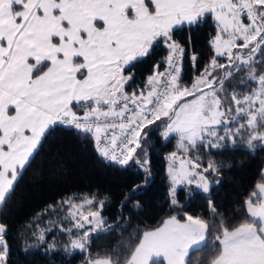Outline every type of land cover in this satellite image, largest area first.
<instances>
[{
	"label": "snow or ice",
	"instance_id": "1",
	"mask_svg": "<svg viewBox=\"0 0 264 264\" xmlns=\"http://www.w3.org/2000/svg\"><path fill=\"white\" fill-rule=\"evenodd\" d=\"M209 18L216 29L209 41L211 58L184 85L185 48L173 34ZM161 45L168 55L142 88H132L136 65ZM258 55L264 57V0H0V205L57 127L93 140L103 160L120 166L132 161L145 173L148 160H141L137 149L143 151L144 130L157 121L161 135L175 134L189 157L193 150L238 142L250 151L258 144L264 148V72H258ZM191 60L195 68L196 54ZM177 159L176 152L170 154L169 197L180 218L170 216L144 231L126 259L107 253L86 264H204L193 257L209 247L213 232L208 264H264V182L244 199L240 223L221 219L210 227L179 209L177 191L183 186L189 195L209 193L214 183L209 176L218 168L212 161L202 168L199 156L179 159L177 167ZM58 204L66 206L70 225L60 229L70 238L66 250L85 251L92 233L113 230L101 216L104 201L84 197L77 203L67 197ZM5 232L0 224V264L8 261ZM38 239L44 241L43 232Z\"/></svg>",
	"mask_w": 264,
	"mask_h": 264
},
{
	"label": "trees",
	"instance_id": "2",
	"mask_svg": "<svg viewBox=\"0 0 264 264\" xmlns=\"http://www.w3.org/2000/svg\"><path fill=\"white\" fill-rule=\"evenodd\" d=\"M215 31L209 18L199 25L183 26L174 32L173 39L185 48L182 84L190 85L209 62V41ZM192 54L197 56L195 68ZM167 55V48L161 45L138 63L132 88H142L146 78L153 73L154 65ZM257 59L258 72H264V57L258 55ZM220 62H225L224 58H220ZM165 67L161 64L159 71H164ZM158 125L159 121L144 130L148 133L145 140L148 145L144 152L138 153L141 160H148L149 173L132 161L126 166L104 162L95 149L94 141L73 129L57 127L48 134L12 193L0 205V223L6 226L7 264H86L87 259L107 253L126 259L138 244L137 237L144 231L157 228L170 216L180 218L169 197L167 158L173 152L184 159L199 156L202 168L207 167L210 161L215 162L218 168L209 176L214 183L207 194L197 192L189 195L187 189L178 186L179 209L188 215L201 217L210 227L221 219L229 225L240 223L245 216L244 199L257 183L263 182L264 148L258 144L255 150L250 151L238 142L236 146L229 144L220 149L193 150L189 157L178 148L176 136L170 135L165 139L160 133L162 126ZM137 185L139 187L133 193L132 189ZM126 196L129 199L125 202ZM67 197L76 198L77 203H81L84 197L104 201L101 216L113 226L107 234L92 233L85 251L66 250L70 238L60 229L70 225L64 219L66 206L61 208L58 202ZM209 200L218 215H213ZM50 205L56 206L57 211L53 212ZM97 208L98 205L93 206V210ZM41 232L44 234L43 242L38 239ZM214 235L215 232L209 237V247L196 254L194 261L200 259L208 264Z\"/></svg>",
	"mask_w": 264,
	"mask_h": 264
},
{
	"label": "rangeland",
	"instance_id": "3",
	"mask_svg": "<svg viewBox=\"0 0 264 264\" xmlns=\"http://www.w3.org/2000/svg\"><path fill=\"white\" fill-rule=\"evenodd\" d=\"M212 20V19H211ZM213 21V20H212ZM214 23V22H213ZM184 26H188V25H184ZM78 110V109H77ZM83 110V109H82ZM84 111V110H83ZM163 132V127H162V129H161V131H160V133H162ZM173 136L175 135V134H172ZM145 140H146V138L142 141V147H143V151H141V149H137V153H139V152H144V149L146 148V145H148L147 144V142H145ZM169 157L170 156H168V166H170V160H169ZM177 157H178V159H177V161H179V159H184V158H182L180 155H177ZM176 166V165H175ZM168 171H169V168H168ZM168 179H169V182H170V178L168 177ZM171 183V182H170ZM1 224V223H0ZM161 226V225H160ZM159 227V226H158Z\"/></svg>",
	"mask_w": 264,
	"mask_h": 264
},
{
	"label": "crops",
	"instance_id": "4",
	"mask_svg": "<svg viewBox=\"0 0 264 264\" xmlns=\"http://www.w3.org/2000/svg\"><path fill=\"white\" fill-rule=\"evenodd\" d=\"M79 113L82 114L83 110L82 109H78L77 110ZM176 166L178 167L179 166V161H176ZM169 168V166H167ZM261 173H264V165H263V168H262V172ZM167 174H168V170H167ZM169 177V175H168ZM264 182V181H263ZM168 219V218H167ZM161 226H162V223H161ZM160 227V226H159ZM139 243V242H138Z\"/></svg>",
	"mask_w": 264,
	"mask_h": 264
},
{
	"label": "built area",
	"instance_id": "5",
	"mask_svg": "<svg viewBox=\"0 0 264 264\" xmlns=\"http://www.w3.org/2000/svg\"><path fill=\"white\" fill-rule=\"evenodd\" d=\"M165 71V70H164ZM163 72V71H162ZM64 128H67V127H64ZM100 156V155H99ZM102 159V158H101ZM103 160V159H102ZM104 162H106V163H109V162H107V161H105V160H103ZM110 164H113V165H117V164H114V163H110Z\"/></svg>",
	"mask_w": 264,
	"mask_h": 264
}]
</instances>
